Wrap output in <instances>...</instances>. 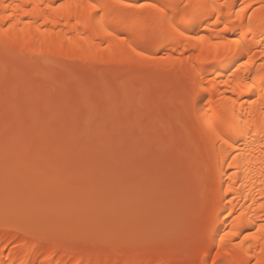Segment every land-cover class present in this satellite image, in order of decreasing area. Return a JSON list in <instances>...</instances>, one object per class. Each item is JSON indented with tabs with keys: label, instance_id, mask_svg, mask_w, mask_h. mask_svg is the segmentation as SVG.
<instances>
[{
	"label": "snow or ice",
	"instance_id": "1",
	"mask_svg": "<svg viewBox=\"0 0 264 264\" xmlns=\"http://www.w3.org/2000/svg\"><path fill=\"white\" fill-rule=\"evenodd\" d=\"M45 46L59 52L58 65L82 69L81 92L98 97L89 120L101 140L113 117L126 115L119 90L131 87L148 105L135 118V126L149 130L144 164L158 171L156 146L162 143L170 155L189 145L195 154L211 149L216 170L228 175L227 187L221 181L218 194L215 174L205 168L199 198L183 204L175 232L134 249L111 245L102 258L85 260L83 250L96 246L62 233L50 208L68 181L50 172L46 152L54 136L63 144L79 135L81 113L67 86L46 85L59 74L33 78L32 64L46 59ZM0 53L6 176L0 264H145L137 257L165 251L196 258L161 264H264V0H0ZM98 76L107 84L106 96L98 92ZM162 85L174 90L178 107L152 108ZM157 118L169 120L171 136L154 145ZM178 129L187 136L177 140ZM100 156L94 158L118 168V160ZM20 162L54 190L41 199L10 198L7 177ZM255 165L259 199L245 195ZM238 199L251 203L238 210ZM229 220L230 228L212 235L217 223Z\"/></svg>",
	"mask_w": 264,
	"mask_h": 264
},
{
	"label": "rangeland",
	"instance_id": "2",
	"mask_svg": "<svg viewBox=\"0 0 264 264\" xmlns=\"http://www.w3.org/2000/svg\"><path fill=\"white\" fill-rule=\"evenodd\" d=\"M4 57L0 53V72H2ZM82 69L71 62L58 65L57 61L45 63L43 61H36L32 64V76L35 79H44L46 74H59V80L49 79L46 81V85L49 88L57 89L64 88L67 86L68 91L78 97V111L81 113L78 121V126L80 128V133L75 138L86 137L87 139L93 138L97 134V125L91 124L89 120L90 107L96 103L97 96H88L86 93L81 92V81L80 74ZM149 80L154 78L148 77ZM96 86L100 94L106 96L107 84L99 76L97 77ZM153 87L155 88V82H153ZM122 89L119 90V102L123 105V111L126 115L122 117H113L114 124H112L111 132L118 131L123 135H126L125 140L138 141L143 144L144 138L148 135V128L141 130L138 126H135V118L138 114L143 113L147 108V102L145 98L141 95L138 90H134L131 87L121 93ZM174 93V90L169 89L166 86H161L159 88L158 94L156 96L157 103L152 106L156 111H159L160 107H164L166 110L173 106L170 102V96ZM174 104H178V99L174 96ZM3 108V98L0 96V110ZM0 122L3 123L2 120ZM152 127L156 130L155 135L152 139V143L155 145L156 140L166 141L170 139L171 136V125L169 120H160L155 119L152 123ZM4 132V126L2 128ZM70 136L69 133H65ZM176 138L179 140L181 136H187V133L183 130H177ZM71 138V136H70ZM124 139V138H122ZM112 142H108L111 144ZM84 142H80L77 147H70V152L62 154V151L65 150L66 145L61 144L60 140L51 141L48 150H54V152L47 157L46 163L48 165L55 162H65L67 167L63 168L55 174L64 175L68 181L66 187L59 189L61 192V199L52 205H50L53 210V214L57 218L56 227L64 234L68 235H78L82 226L75 220L69 219L63 220L62 223L59 220L61 217L66 215L68 209L71 208L72 199L76 196V193L79 190L93 194V197L90 199L92 202L102 201L106 210V216L103 221H100L101 224L106 226L111 225L112 223H121L127 214L121 213L118 211V206L112 207L116 203V198L113 196V186L111 185L112 180L115 178L124 179L128 174H140L142 170V165H144V153L141 152L140 157H135L134 154L137 151H131L122 153L119 156L111 158V161L115 164L117 160L119 161L118 168L108 167L99 181L96 180L97 169L92 168L90 164L85 168L77 166L75 164V151L82 147ZM47 150V151H48ZM156 151L162 156L161 162H166L169 164V161L175 160L178 166V172L180 173V179L173 177L169 172L170 166L164 167L159 171H156L155 174L161 177L160 183L158 186L168 193L166 198L167 204L169 207L176 204H182L189 196L192 187L199 185V188H194L195 193L201 192L202 181L199 179V174H197L196 167L197 163L194 161L195 151L191 146H187L184 153H176L175 155H170L168 151L167 143H162L156 146ZM127 155L128 159L122 161V157ZM122 162V163H121ZM157 164L159 162H156ZM170 165V164H169ZM23 162H20L16 167L8 174L7 177V186H8V195L10 198H31V199H41L47 193L53 191L54 189L50 187L47 182L36 176L35 174H29V170ZM152 181V180H151ZM0 186L6 188V176H5V167H4V155L0 158ZM146 200L145 198H143ZM169 215V209L164 215V218H161L156 211H150L148 213L140 214L138 222H148L152 225L159 224L163 219ZM100 224L99 222H96ZM160 232H155L154 236H158ZM86 237V236H84ZM88 238V237H86ZM83 243L90 245L88 239L82 240ZM112 243L107 241L103 243L101 239H97L95 246L100 249V251H106ZM123 246V245H122ZM125 246V245H124ZM90 248H85L83 252L88 251Z\"/></svg>",
	"mask_w": 264,
	"mask_h": 264
},
{
	"label": "bare ground",
	"instance_id": "3",
	"mask_svg": "<svg viewBox=\"0 0 264 264\" xmlns=\"http://www.w3.org/2000/svg\"><path fill=\"white\" fill-rule=\"evenodd\" d=\"M65 55H67V52H65ZM44 56L46 59L38 61L50 63L60 59L59 52L53 51L52 53H49L47 46H45ZM219 74L220 73H218V75ZM120 92H125V89H122ZM173 98L174 93H172L170 96V102L173 103L172 105L178 107V104H174ZM3 126V123L0 122V158H2L4 155V132H2ZM120 132H112L108 136H105L102 140L98 137V135L93 136L91 139H87L86 137L74 139L69 138V140L64 142L66 148L62 151V154L69 153L70 147H77L80 142H84V145L75 151V164L85 168L90 164L92 168H96V180L99 181V179L104 174V171L108 167L104 166L102 163H100V161L94 158L97 152L101 153L100 160L105 158L111 160L113 157L131 151H137V153L134 155L138 158L141 156L139 153L141 154V152H143L142 143L138 141L125 140V137L127 136ZM23 134L24 133H21V135ZM114 138H118V142ZM56 140L60 139L59 137L54 136L51 141ZM108 142L112 143L108 144ZM53 152L54 150H48L46 152V156L48 157ZM81 153H87V155L81 156ZM125 159H128L126 154L122 157V161ZM161 160L162 156L159 154L158 160L156 161L159 162L158 171L164 167L170 166L169 172L173 175V177H177L179 180L180 173L178 172L176 161H169V165L166 162H161ZM194 161L197 163L196 171L197 174H199L198 177L201 181L206 175L205 168H210L216 177L217 193L219 194L220 188L222 186L221 181L224 182L223 187H227L228 175L221 176L216 170V155L215 153L211 152V149L203 150L202 155L195 154ZM65 167H67V163L55 162L49 165V170L50 172L55 173L61 171ZM156 171L157 169L144 164L140 174H128V176L124 179L115 178L112 180L111 185L114 188L113 196L116 198V203L112 207L118 206L117 208L119 212L127 214L121 223H112L109 226L101 224L100 221H103L104 217L106 216V210L103 202L96 201L92 202L91 204L90 199L93 197V194H89L83 190H79L76 193V196L73 197L71 208L68 209L64 219L63 217L60 218L62 220H59V223L60 221L62 223L63 220H68V218L77 221L82 226L77 236L82 237L83 240L88 239L90 245H95L97 239H101L103 243L107 241L113 245H125V247L128 249H134L149 243L151 241V237L154 236L152 234L155 232H160L159 235L172 234L175 232L181 221V209L183 204L186 201H195L199 198L200 194L195 193L194 189H198L199 185L197 184L194 186V188L192 187L190 196L185 201H183L182 204H174L169 207L166 200L168 193L164 192L158 186V183L161 181V177L155 174ZM27 172L29 174H34L31 169L27 170ZM224 172H229L226 165L224 166ZM248 177L249 179L245 180V183L248 184L249 191L248 193H245V195H255L256 198L259 199L261 174L258 165H255L250 169ZM238 178L240 177L238 176ZM237 187H239V185H237ZM5 194L6 192L4 187L0 186V216H2L4 213ZM237 197H239V193H237ZM234 203L236 204V208L239 210L241 205H245L246 207L247 204L251 203V201L238 199V202L234 201ZM168 209L169 215L155 226H151L150 223L145 221L138 222V218L142 213L144 214L150 211H156L161 218H164V215ZM51 211L53 213L52 209ZM229 211H231L230 208ZM57 218L59 219V216ZM221 219H223V217ZM96 222H99L100 224H97ZM230 226L231 220H229L228 223H217L213 229L212 235H214L216 231L222 233L224 229L230 228ZM249 227H251V225H249ZM208 246H212L211 235L209 236ZM231 247L232 245H229V248ZM104 254L105 252L103 250L100 251V249L95 247L83 252V258L85 260L92 259L95 261L97 258H102ZM137 258L142 259L145 264H149V262L161 264V261L182 262L193 260L196 258V255H190L188 253H169L165 251L143 255Z\"/></svg>",
	"mask_w": 264,
	"mask_h": 264
}]
</instances>
